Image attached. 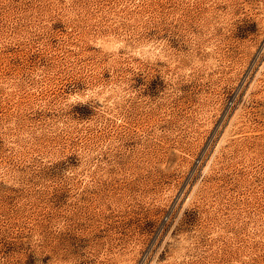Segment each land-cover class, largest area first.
Segmentation results:
<instances>
[{
    "label": "rangeland",
    "instance_id": "obj_1",
    "mask_svg": "<svg viewBox=\"0 0 264 264\" xmlns=\"http://www.w3.org/2000/svg\"><path fill=\"white\" fill-rule=\"evenodd\" d=\"M0 264H264V0H0Z\"/></svg>",
    "mask_w": 264,
    "mask_h": 264
}]
</instances>
